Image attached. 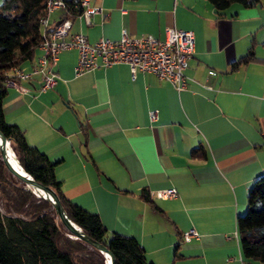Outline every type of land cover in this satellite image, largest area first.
Wrapping results in <instances>:
<instances>
[{
  "label": "crops",
  "instance_id": "crops-1",
  "mask_svg": "<svg viewBox=\"0 0 264 264\" xmlns=\"http://www.w3.org/2000/svg\"><path fill=\"white\" fill-rule=\"evenodd\" d=\"M91 6L101 10L89 23L54 9L48 29L67 19L69 34L90 43L117 40L122 29L158 38L167 26L190 30L187 89L152 73L132 79L125 63L76 74L71 49L58 55L52 89L40 92L37 75L8 87L6 121L55 162L67 199L97 213L108 233L135 237L153 264H263L243 256L232 232L248 189L264 173V1L221 12L208 0H89ZM248 52L253 58L234 66ZM41 54L37 48L19 68L28 71ZM151 109L158 110L155 121ZM200 145L204 156H192ZM164 188L177 195H152ZM190 228L198 237L183 241Z\"/></svg>",
  "mask_w": 264,
  "mask_h": 264
},
{
  "label": "trees",
  "instance_id": "trees-1",
  "mask_svg": "<svg viewBox=\"0 0 264 264\" xmlns=\"http://www.w3.org/2000/svg\"><path fill=\"white\" fill-rule=\"evenodd\" d=\"M46 1L0 2V131L9 139L19 165L35 181L55 190L68 218L90 238L104 244L114 255L115 264H153L147 260L145 249L135 237L108 233L97 213L67 199L55 176V162L31 146L19 126L5 119L6 72L34 57L42 41L40 20L45 13ZM63 1L72 16L81 14L79 0ZM208 1L221 12L232 3L251 7L261 0ZM252 58L248 52L234 66ZM203 154L201 145L191 150L192 156ZM142 196L150 201L148 192H143ZM0 202V264H106V258L96 248L69 237L52 203L36 196L23 183L17 184L1 160ZM235 229L243 256L264 264V173L257 176L248 189L245 212L236 216Z\"/></svg>",
  "mask_w": 264,
  "mask_h": 264
},
{
  "label": "built area",
  "instance_id": "built-area-1",
  "mask_svg": "<svg viewBox=\"0 0 264 264\" xmlns=\"http://www.w3.org/2000/svg\"><path fill=\"white\" fill-rule=\"evenodd\" d=\"M84 15L89 23L88 17L92 12H99L97 6L89 7V0H79ZM56 8H65L63 0H47L45 13L40 20L42 26V41L38 48L42 54L31 62L28 71L19 66L11 68L6 72V86L16 89L21 88L20 80H27L34 75L40 77L41 82L38 90L45 92L52 89L57 81V73L54 69L59 53L71 49L77 51V62L74 67L76 74L93 70L97 67H108L115 63L127 64L132 79L138 72L152 73L159 79L170 83L177 91L188 87V77L185 74L188 59L193 53L194 38L190 30L167 26L164 28V37L158 38L152 35L130 36L122 29L117 40L99 38L90 43L87 38L79 32L69 34L70 21L62 20L53 29H48V16ZM68 35V38L65 36ZM211 74L212 70H208ZM205 88L211 89L210 84H203ZM150 121L158 117V110L151 109L148 112ZM158 199L173 198L177 195L175 188L158 189L152 193ZM234 236L238 239L235 229ZM198 237L195 229L190 228L182 233L181 239L188 241Z\"/></svg>",
  "mask_w": 264,
  "mask_h": 264
},
{
  "label": "water",
  "instance_id": "water-1",
  "mask_svg": "<svg viewBox=\"0 0 264 264\" xmlns=\"http://www.w3.org/2000/svg\"><path fill=\"white\" fill-rule=\"evenodd\" d=\"M9 151L14 155L9 139H7L0 131V160L6 168V171L15 179L23 183V185L27 189L31 190L36 196H42L52 203L60 222L69 235L75 239H80L96 248L106 258V264H115L114 255L104 244L90 238L77 224L68 218L55 190L49 186H45L42 183L35 181L31 175L27 173L20 165V169H18L9 159Z\"/></svg>",
  "mask_w": 264,
  "mask_h": 264
},
{
  "label": "bare ground",
  "instance_id": "bare-ground-1",
  "mask_svg": "<svg viewBox=\"0 0 264 264\" xmlns=\"http://www.w3.org/2000/svg\"><path fill=\"white\" fill-rule=\"evenodd\" d=\"M9 159L13 162V164L18 168H19V163L18 161H16V157L9 151ZM14 160V161H13Z\"/></svg>",
  "mask_w": 264,
  "mask_h": 264
},
{
  "label": "rangeland",
  "instance_id": "rangeland-1",
  "mask_svg": "<svg viewBox=\"0 0 264 264\" xmlns=\"http://www.w3.org/2000/svg\"><path fill=\"white\" fill-rule=\"evenodd\" d=\"M1 1V0H0ZM14 180H15V182L17 183V184H20L21 185V182L20 181H18L17 179H15L14 178ZM25 187V186H24ZM26 188V187H25ZM0 208L2 209V204H1V202H0ZM245 212V208H244V210H243V212H241V213H244ZM234 233V231L232 232V234ZM69 235V234H68ZM71 235H69V237H70ZM71 238H73L72 236H71Z\"/></svg>",
  "mask_w": 264,
  "mask_h": 264
}]
</instances>
